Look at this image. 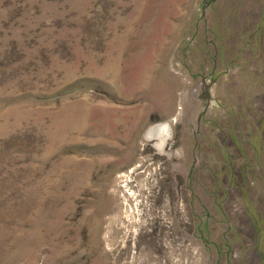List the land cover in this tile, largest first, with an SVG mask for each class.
Listing matches in <instances>:
<instances>
[{
  "label": "rangeland",
  "instance_id": "rangeland-1",
  "mask_svg": "<svg viewBox=\"0 0 264 264\" xmlns=\"http://www.w3.org/2000/svg\"><path fill=\"white\" fill-rule=\"evenodd\" d=\"M0 264H264V0H0Z\"/></svg>",
  "mask_w": 264,
  "mask_h": 264
}]
</instances>
